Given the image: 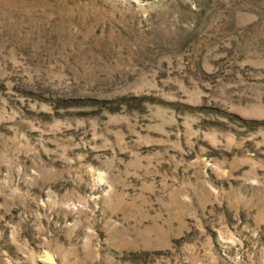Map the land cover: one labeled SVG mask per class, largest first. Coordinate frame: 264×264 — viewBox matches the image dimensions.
Wrapping results in <instances>:
<instances>
[{
    "label": "rangeland",
    "instance_id": "obj_1",
    "mask_svg": "<svg viewBox=\"0 0 264 264\" xmlns=\"http://www.w3.org/2000/svg\"><path fill=\"white\" fill-rule=\"evenodd\" d=\"M0 264H264V0H0Z\"/></svg>",
    "mask_w": 264,
    "mask_h": 264
}]
</instances>
